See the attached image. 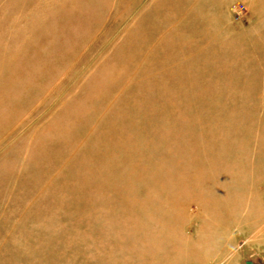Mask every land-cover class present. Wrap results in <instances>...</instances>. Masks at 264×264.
Here are the masks:
<instances>
[{
    "label": "rangeland",
    "instance_id": "1",
    "mask_svg": "<svg viewBox=\"0 0 264 264\" xmlns=\"http://www.w3.org/2000/svg\"><path fill=\"white\" fill-rule=\"evenodd\" d=\"M0 264H264V0H0Z\"/></svg>",
    "mask_w": 264,
    "mask_h": 264
}]
</instances>
